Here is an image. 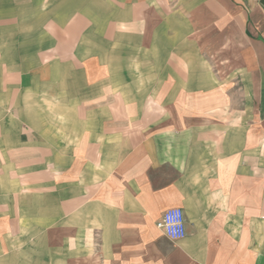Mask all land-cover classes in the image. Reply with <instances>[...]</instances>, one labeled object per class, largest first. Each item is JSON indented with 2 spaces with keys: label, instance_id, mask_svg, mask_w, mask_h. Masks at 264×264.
<instances>
[{
  "label": "crops",
  "instance_id": "1",
  "mask_svg": "<svg viewBox=\"0 0 264 264\" xmlns=\"http://www.w3.org/2000/svg\"><path fill=\"white\" fill-rule=\"evenodd\" d=\"M0 264H264V0H0Z\"/></svg>",
  "mask_w": 264,
  "mask_h": 264
},
{
  "label": "built area",
  "instance_id": "2",
  "mask_svg": "<svg viewBox=\"0 0 264 264\" xmlns=\"http://www.w3.org/2000/svg\"><path fill=\"white\" fill-rule=\"evenodd\" d=\"M157 227L171 241L177 242L186 237V221L180 208H172L165 212Z\"/></svg>",
  "mask_w": 264,
  "mask_h": 264
},
{
  "label": "rangeland",
  "instance_id": "3",
  "mask_svg": "<svg viewBox=\"0 0 264 264\" xmlns=\"http://www.w3.org/2000/svg\"><path fill=\"white\" fill-rule=\"evenodd\" d=\"M46 8H47V7L44 6V5H43V6H40V15L43 14V12L45 13L44 10H45ZM40 39H42V38H40Z\"/></svg>",
  "mask_w": 264,
  "mask_h": 264
}]
</instances>
